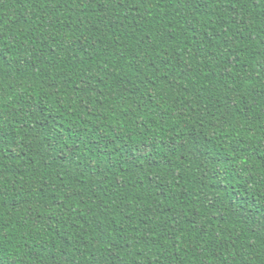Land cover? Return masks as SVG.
<instances>
[{
  "label": "trees",
  "instance_id": "trees-1",
  "mask_svg": "<svg viewBox=\"0 0 264 264\" xmlns=\"http://www.w3.org/2000/svg\"><path fill=\"white\" fill-rule=\"evenodd\" d=\"M0 264H264V0H0Z\"/></svg>",
  "mask_w": 264,
  "mask_h": 264
}]
</instances>
